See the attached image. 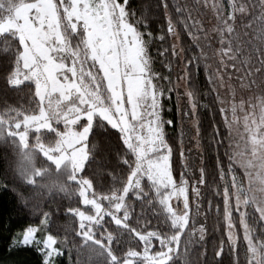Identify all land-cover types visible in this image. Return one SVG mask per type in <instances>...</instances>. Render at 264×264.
Segmentation results:
<instances>
[{
  "label": "trees",
  "instance_id": "trees-1",
  "mask_svg": "<svg viewBox=\"0 0 264 264\" xmlns=\"http://www.w3.org/2000/svg\"><path fill=\"white\" fill-rule=\"evenodd\" d=\"M19 1L36 0H15ZM203 1L168 0V8L165 10L158 8L160 0H130L131 6L137 10L136 20L141 19L139 13L147 4V22L151 30L154 34L161 30L165 33L163 41L146 35L143 40L146 41V53L150 58V71L161 93L166 98L169 89L175 90L172 99H165L163 103L164 118H174L177 121L175 128L165 126L168 142L172 143V149L169 151L173 179L176 182L183 181L187 176L188 166L190 170L191 166L196 168L197 171H194L198 172L202 179L200 199L203 229L197 235H181L176 248L164 264H251L249 245L244 233L246 229L257 246L259 263L264 264V212L262 207H258L254 202V198L252 199L245 170L232 159L231 153L233 135L225 103L228 106L233 101L230 87L236 79L232 76L234 73L229 66L235 62L227 60L226 66L221 67V61H212L218 54L219 45L229 49L238 46L231 42H221L220 38L226 31L219 19L214 18L215 10L224 14L230 5L228 0H206L209 6L213 7L207 8ZM165 11L174 21L172 35L167 34ZM3 12L4 8H0V18ZM224 15H227L226 22H229L228 14ZM247 19L248 17H245L243 20ZM260 26L259 40L256 39V43L264 45V27L259 23L258 29ZM138 28L140 32L149 31L144 28L143 21ZM165 49L167 55H162L161 51ZM21 50V42L16 35L10 32L0 35V182L6 181L9 184V187L0 186V264H39L40 254L35 249L17 248L10 252L9 244L13 235L27 224L38 225L39 215L45 210L53 214V230L59 233L61 239L66 236L70 241L68 247L72 249L71 264H76L78 258L89 264L88 257L80 255L76 248L72 247V240L76 244L81 240L77 235L80 229L77 227V218L65 211L69 208H79L82 212H92L91 207L83 206L81 196L78 195L81 184L73 180L69 182V171L57 167L53 161L35 149L39 143L45 146L55 144L58 140L57 132L32 131L28 135L27 146L22 147L18 137L11 133L10 125L7 124L21 120L26 115L35 114L39 109L33 83L23 82L20 87L12 88L5 79L6 73L16 64ZM237 54L239 52L235 53L236 56ZM240 60L242 58H238V61ZM181 76L184 77L183 82L180 81ZM181 83L187 92L196 93L199 105L197 112L185 111V116L182 115L183 109L189 108V97L182 98V101L180 99L179 110L175 107L177 96H181V91H178ZM169 108L172 110L169 111ZM186 118L189 124L190 118L192 121L190 137L183 129L182 140L175 142L180 137L182 122ZM197 119L199 133L194 127V121ZM97 127V134L93 136L101 137L103 151L93 155L92 137H87V159L78 176L90 182L91 192L96 195L118 193L131 176L135 156L133 152L126 151L117 136L99 129L98 121ZM189 144L195 152V163L192 165H188L186 158L182 156L183 149ZM233 192H237L244 201L241 213L235 208L230 211L226 209L225 195L232 196ZM132 206L134 209L129 224L136 231H172L171 225L162 214L155 193L149 188L139 199L130 198L129 208ZM32 213L34 215H31ZM60 222L70 224V230L65 232ZM92 231L96 239L103 240L105 245L109 243L106 237L111 233L115 237L111 242L113 251L125 258L130 251H141L144 247L140 238L133 236L127 228H117L108 216L94 225ZM221 244L224 252L222 256L217 257L216 250ZM93 248L95 255L91 264H109L106 249L97 245ZM58 264H70L67 252L58 258ZM135 264L148 263L139 260Z\"/></svg>",
  "mask_w": 264,
  "mask_h": 264
},
{
  "label": "rangeland",
  "instance_id": "rangeland-1",
  "mask_svg": "<svg viewBox=\"0 0 264 264\" xmlns=\"http://www.w3.org/2000/svg\"><path fill=\"white\" fill-rule=\"evenodd\" d=\"M8 2L4 0L5 5ZM15 3L17 8L11 14L4 8L0 18V35L10 32L19 38L22 46L18 56L21 61V75L17 79L34 84L39 109L37 113L26 115L21 120L7 122L11 133L18 137L24 147L27 146V138L32 131L57 132L58 140L55 144L45 146L39 143L35 149L57 167L69 171L77 181L86 182L85 196L81 199L90 205L92 212H81L86 220L91 217L94 221L87 225L92 230L98 224L95 222L97 219L100 221L107 216L105 213L118 214L120 207H129L131 197L137 198L146 194L148 188L155 193L158 201L163 198L171 218L175 221L171 225L172 231L162 233L159 230H135L144 247L141 251H130L125 259L132 264L139 260L148 263V259H155L159 253H166L163 256L165 263L181 235H197L203 229L200 199L202 179L195 172L196 168L191 166L190 170L188 166L187 176L183 181L176 182L171 173L169 150L163 154L162 161L156 162V157H150L153 161L151 165L149 158L137 150L133 152L135 164L131 176L118 193L96 195L91 192L88 180L78 176L87 159V135L84 129L91 121L84 118L89 115L88 109L91 105L88 103L86 107V103L90 96H94L101 89L114 87L116 95L121 98V108L125 107V98L129 100L127 110L131 114V100L134 96L141 90H146L149 95L154 91L159 107L161 89L150 71L149 60L146 67L136 60V37L124 39L126 55L123 54V48L118 53L104 35L97 19L98 13L94 15L96 10L92 7L91 0H36ZM203 3L207 8L212 7L206 0ZM228 3L230 8L224 14H228L229 22H226L227 15L216 10L214 18L219 19L226 31L220 38L221 42H231L238 46L229 49L219 45L216 55L219 60L213 57L212 61H221V67L226 66L227 60L235 62L229 66L236 79L230 87L233 101L228 106L225 103L233 135L232 159L245 170L251 197L264 212V45L256 43L261 29V26L258 29V24L262 23V28L264 27V3L261 0H228ZM36 4L44 5L40 10L41 14H32L29 19V9ZM241 7L247 10L240 11ZM17 17L23 19L18 21ZM245 17L248 19L243 20ZM213 23L214 21L212 27ZM229 27L231 31L228 30ZM129 39L131 44L128 43ZM238 52L236 56L235 53ZM238 58L242 60L238 61ZM180 81H184L183 76ZM178 91H181V101L182 98H188L183 85ZM185 111L190 113V107L183 109V116ZM190 124L187 118L182 122L188 137ZM182 156L186 158L188 165L195 163V152L190 144L183 149ZM82 187L84 186L81 185L80 192ZM225 205L228 211L235 208L241 213L244 201L237 192H233L232 196L225 195ZM176 225H179L178 229ZM244 228L246 229L245 226ZM246 230L244 233L249 245L251 264H260L257 246ZM153 232L163 235L153 236ZM161 240H165L163 246Z\"/></svg>",
  "mask_w": 264,
  "mask_h": 264
},
{
  "label": "snow or ice",
  "instance_id": "snow-or-ice-1",
  "mask_svg": "<svg viewBox=\"0 0 264 264\" xmlns=\"http://www.w3.org/2000/svg\"><path fill=\"white\" fill-rule=\"evenodd\" d=\"M92 7L96 10L94 15H97L98 22L105 36L112 45L115 46L117 52H121V49H124L123 54H127V48L124 46V39L130 36H135L137 39V53L136 60L143 66H147L148 60L150 59L146 55V41L143 40V37L146 35L149 38L157 39L163 41L165 39V33L163 30L156 32L151 30L150 24L147 22L149 15V8L146 4L142 11H140V20H136L137 10L131 6L130 0H91ZM7 8V12L11 14L16 8L17 4L15 0H9L8 4H4V0H0V8ZM44 7L42 4H36L35 6L30 7L28 18H32V14L40 16V10ZM158 8L167 9L168 0H160ZM18 21L23 19V17H17ZM144 22V28L149 29L147 32H140L138 25L141 22ZM164 21L167 26V34H173V18L172 16L165 11ZM231 31V27L228 29ZM189 35H191L189 33ZM128 43L131 44V39L128 40ZM175 46L173 45V48ZM162 55H167V50L161 51ZM175 55V52H173ZM19 56V54H18ZM21 61H17L11 69L6 73L5 79L9 87L16 88L20 87L23 81H19L17 78L21 75L19 70V64ZM199 67V66H198ZM169 66V71H170ZM207 78V77H206ZM174 89L168 90V95L165 98L163 93L159 97V107H157V102L155 98V92L151 95L146 90L139 91L134 98L131 100L132 104V113L130 114L127 110V105L129 100L125 98V107H120V96L116 95L114 87L101 89L96 92L94 96L89 97L91 107L89 110V115L85 117V120H90L91 123L84 129L87 137L90 139L94 134H97V121L99 122V129H103L105 132L113 133L119 138L120 143L124 146L128 152H136L139 150L146 157L149 158V164L151 165L153 161L150 157H156V162L162 161L164 159V153L172 149V143H169V137L165 132V126H172L175 128L177 126V121L174 118L165 119L163 115V103L165 99L171 100ZM186 96L190 98L189 107L192 112H197L198 103L196 100V93L194 91H188L185 93ZM180 97L177 96V103L175 105L176 109L180 108ZM172 109L169 108V111ZM132 116H135V119H132ZM194 127L199 133V120L194 121ZM180 137L177 141L182 140L183 128L180 129ZM90 158V157H89ZM124 163V161H121ZM73 182H78L82 186L79 196H85L86 191V182L83 180L77 181L73 177ZM90 183V182H87ZM0 186L9 187V184L6 181L0 182ZM19 198V197H18ZM119 199V197H117ZM139 199V197H137ZM84 207H90V205L84 201L82 202ZM26 208L27 205L22 203ZM159 205L162 211V214L165 217V220L170 224H175V221L171 218V214L167 209L166 201L161 198ZM133 209L129 208L127 205L119 208V213H105L109 218L112 219L113 225L117 228H127L129 232L136 236V231L133 229L129 221L132 219ZM66 213L70 216H75L77 218V227L80 229L79 236L85 241L82 245V252H79L80 255L88 257L89 264L95 255L94 248H88L87 245L89 241L91 244L97 245L101 248L106 249V253L109 257V264H132L131 261L125 259L123 255H118L113 251L111 247V242L115 237L111 234L108 235L107 239L109 243L105 245L103 240H97L95 237L94 231L87 225L93 223L91 217H88L87 220L84 218L83 213L79 208L73 209L69 208L65 210ZM31 215H34L32 213ZM52 213L42 212L39 217V224H27L19 232H16L12 241L9 244V251L13 249L23 248V249H35L39 255V264H58V258L63 256L67 252V259L69 262L72 261V249L66 247L63 240L60 238L59 233L53 230V219ZM99 223V219L95 221ZM64 228L65 232L69 231L70 228L67 225H61ZM179 225H176L178 229ZM151 235H163L161 233L153 232ZM227 235V234H226ZM139 239V236L136 237ZM66 239V236L65 238ZM166 239V238H165ZM165 240H161V245L163 246ZM171 242V241H169ZM224 252L223 245L221 244L216 250V256H222ZM166 253H159L155 259H148V264H164L163 256Z\"/></svg>",
  "mask_w": 264,
  "mask_h": 264
},
{
  "label": "clouds",
  "instance_id": "clouds-1",
  "mask_svg": "<svg viewBox=\"0 0 264 264\" xmlns=\"http://www.w3.org/2000/svg\"><path fill=\"white\" fill-rule=\"evenodd\" d=\"M262 3H264V0H261ZM247 9L245 7H241L240 11H246ZM91 143L94 145V149H93V155H96V153L98 152H101L103 151V146H102V143H101V137L98 136V135H95V136H92V139H91ZM67 180L69 182H71L73 180V176L72 175H69ZM44 212H47L46 210ZM62 225H67L68 227H70V224H68L67 222H60ZM79 232L80 230L77 231V235H79ZM109 236L111 235V233L108 234ZM65 246L68 247L69 246V243L70 241L66 238V239H62ZM72 243V247L76 248L77 252H82L83 249H82V245H84L85 241L81 238L79 244H76L74 240L71 241ZM88 248H93L94 245L93 244H88L87 245ZM71 264V262H70ZM76 264H86V261H83L81 259H77L76 261Z\"/></svg>",
  "mask_w": 264,
  "mask_h": 264
}]
</instances>
